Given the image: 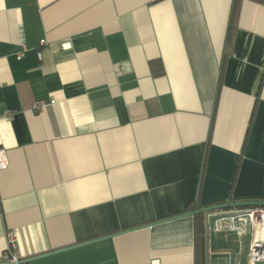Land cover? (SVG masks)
Listing matches in <instances>:
<instances>
[{
	"label": "crops",
	"instance_id": "obj_1",
	"mask_svg": "<svg viewBox=\"0 0 264 264\" xmlns=\"http://www.w3.org/2000/svg\"><path fill=\"white\" fill-rule=\"evenodd\" d=\"M231 5L0 0V264L9 231L19 264H248L186 214L264 200V5Z\"/></svg>",
	"mask_w": 264,
	"mask_h": 264
},
{
	"label": "rangeland",
	"instance_id": "obj_2",
	"mask_svg": "<svg viewBox=\"0 0 264 264\" xmlns=\"http://www.w3.org/2000/svg\"><path fill=\"white\" fill-rule=\"evenodd\" d=\"M212 214L213 216L210 217V223L207 224V239L209 238L208 233L212 234L213 237H215L214 233L217 232L221 234L218 239L221 240V242L224 244V248L227 247V249L231 253L237 250L243 252L244 255L248 253L249 259L248 245H250L249 242L251 234L253 232V228L249 223L248 216L245 215V210H221L212 212ZM215 221H218V226H221L219 231H214V228L217 227V224L215 225ZM232 221H235L236 225L239 227H241L242 225L243 228L241 227V229L239 228L237 230L229 229L228 224L230 225ZM209 245L212 246L210 241ZM245 260L246 259L244 258L243 262H245Z\"/></svg>",
	"mask_w": 264,
	"mask_h": 264
},
{
	"label": "built area",
	"instance_id": "obj_3",
	"mask_svg": "<svg viewBox=\"0 0 264 264\" xmlns=\"http://www.w3.org/2000/svg\"><path fill=\"white\" fill-rule=\"evenodd\" d=\"M45 41L41 40L40 44H44ZM25 50V45L22 43V51L17 54V58L20 59L22 57L23 51ZM37 57L41 58V53L37 52ZM6 116H10V113L6 112ZM4 152L0 149V170H3L8 165V160L5 158ZM256 211H259L264 216V208H253V209H245V215L249 218V223L252 225L254 229V223L251 220L252 214ZM234 218V217H233ZM7 244L6 249L3 252V260L5 264H19L20 256L16 250L15 245V235L13 232L9 231L7 233ZM264 261V239H255L254 237L251 240L249 247V259L248 264H259V262Z\"/></svg>",
	"mask_w": 264,
	"mask_h": 264
},
{
	"label": "trees",
	"instance_id": "obj_4",
	"mask_svg": "<svg viewBox=\"0 0 264 264\" xmlns=\"http://www.w3.org/2000/svg\"><path fill=\"white\" fill-rule=\"evenodd\" d=\"M252 1H255V2L259 3V4L264 5V0H252ZM239 2H240V0H232L230 17H229V26L230 27L235 22L236 14H237V8H238ZM230 27H228V32H229V28ZM226 40H227V36H226ZM261 83H260V86H259V90H260V87H261ZM215 204H219V203H215ZM210 205H199L198 203H196V204L194 203V204L189 205L186 208V211L189 212V211H193L195 209H200V208H203V207H206V206H210ZM212 205H214V204H212ZM253 208H255V206H239L238 205V206H235V207H227V208H223V209L212 210V211H210L208 213L212 214V212L221 211V210H233V209L245 210V209H253ZM260 208H264V207H260ZM203 215H204V213L194 214L195 218H197L196 227H195V234H196V240H197V244H198V251L200 253H203L204 245H205L204 223H203V220H202Z\"/></svg>",
	"mask_w": 264,
	"mask_h": 264
},
{
	"label": "water",
	"instance_id": "obj_5",
	"mask_svg": "<svg viewBox=\"0 0 264 264\" xmlns=\"http://www.w3.org/2000/svg\"><path fill=\"white\" fill-rule=\"evenodd\" d=\"M255 206V208H260L264 207V200H243V201H233V202H226L224 203H219V204H214L210 206H206L200 209H195L193 211H189L186 214L194 215L197 213H204L207 214L208 212L216 209H223L227 207H235V206ZM259 264H264V261L259 262Z\"/></svg>",
	"mask_w": 264,
	"mask_h": 264
},
{
	"label": "bare ground",
	"instance_id": "obj_6",
	"mask_svg": "<svg viewBox=\"0 0 264 264\" xmlns=\"http://www.w3.org/2000/svg\"><path fill=\"white\" fill-rule=\"evenodd\" d=\"M252 216L253 217H251V220L254 223L253 237L255 239H259V238L264 239V236H263L264 235V216L259 211L254 212L252 214ZM232 225H233V223H232ZM241 227H242V225H241ZM241 227H240V229H241Z\"/></svg>",
	"mask_w": 264,
	"mask_h": 264
}]
</instances>
